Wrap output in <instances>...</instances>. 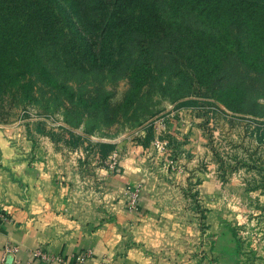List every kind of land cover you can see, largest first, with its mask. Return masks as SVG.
<instances>
[{"label":"trees","instance_id":"1","mask_svg":"<svg viewBox=\"0 0 264 264\" xmlns=\"http://www.w3.org/2000/svg\"><path fill=\"white\" fill-rule=\"evenodd\" d=\"M173 1L204 25L165 18L158 0H0V103L11 98L38 104L45 115L60 111L87 136L118 123L119 114L126 122L152 116L145 87L147 96L168 91L178 108L197 106L196 95L179 85L187 77L229 111L259 118L258 131L264 0ZM120 72L129 87L115 106L95 78ZM72 137L76 147L81 136ZM153 138L148 128L143 145ZM98 146L101 155L112 148Z\"/></svg>","mask_w":264,"mask_h":264},{"label":"rangeland","instance_id":"2","mask_svg":"<svg viewBox=\"0 0 264 264\" xmlns=\"http://www.w3.org/2000/svg\"><path fill=\"white\" fill-rule=\"evenodd\" d=\"M158 2L165 18L193 26L202 23L186 4L177 5L173 0ZM209 27L216 29L212 24ZM95 80L112 95V105L122 102L129 87L122 72L99 74ZM176 81L171 84L175 86ZM190 81L185 77L179 85L186 88L185 94L196 95L188 97L197 101V106L178 108L168 91L157 90L147 96L149 90L145 87L144 103L151 107L152 116L143 122H126L119 114L118 123L87 136L81 128H69L60 111L45 115L38 104L14 105L11 98H6L0 103V129L15 151L18 164L23 161L34 173L45 169L46 161L35 155L34 147L53 144L59 161L55 178L63 188V195H98L100 191L106 195L112 187V179L124 180L121 176L126 170L123 156L131 149H139L133 152L139 159L133 168L139 170H135L137 175L142 173V168L146 169L147 174L143 175L146 180L142 181L139 176L135 182L127 180L124 185L120 182L122 194L130 195L137 187L139 195L141 186L146 195H171L175 208L185 213L183 218L195 223L200 231V247L196 248L195 244L189 264H264V135H261L264 118H260L263 123L256 131L253 120L259 118L229 111L211 98L206 86L192 81L190 85ZM169 91L172 90L169 88ZM246 99L251 97L246 96ZM256 101L264 106L262 97ZM180 110L192 120L194 130L189 128L183 132L185 126L174 119V114ZM160 122L164 127L171 122L173 128L165 130ZM148 128L153 137L161 134L160 137L168 141V151L162 153L153 149L151 142L146 145L152 148L153 165L142 162L140 150V146L146 148L143 140ZM36 130L39 135L35 134ZM77 135L81 139L73 147L72 136ZM192 140L193 150L185 147ZM99 142L109 143L112 148L101 155ZM167 153L171 154L175 166L187 172L186 184H173L161 177L162 162L169 158ZM186 162L189 169L185 168ZM0 170L11 182L21 181V176L10 167L0 166Z\"/></svg>","mask_w":264,"mask_h":264},{"label":"crops","instance_id":"3","mask_svg":"<svg viewBox=\"0 0 264 264\" xmlns=\"http://www.w3.org/2000/svg\"><path fill=\"white\" fill-rule=\"evenodd\" d=\"M174 119L185 126L183 132L194 130L192 120L182 110L176 111ZM166 127L170 131L172 123L165 130ZM35 134L39 132L36 130ZM3 137L0 129V166L15 170L21 181L11 182L0 170V213L6 217L0 218V264H10L9 260L1 262V249L8 242L18 245V258L31 264H52L34 259L31 250L35 248L58 255L67 264L191 262L189 257L195 244L200 247V231L195 223L183 218L185 213L175 208L171 195H146L140 186L136 208H131L129 195L122 194L125 181L135 182L139 176L146 180L143 178L146 169L142 168L137 175L138 169L133 168L139 163L133 152L139 149H131L123 156L124 180L112 179L106 195L102 191L98 195H63V188L55 178L59 161L52 143L34 147L35 155L46 160L45 169L34 173L23 161L18 164L15 151ZM187 144L185 147L193 150V140ZM140 147L142 162L153 165L151 146ZM162 168L161 177L167 182L186 184V171L172 170L165 161ZM185 168L189 169L187 162ZM85 250H91L92 254L80 263L77 256Z\"/></svg>","mask_w":264,"mask_h":264},{"label":"built area","instance_id":"4","mask_svg":"<svg viewBox=\"0 0 264 264\" xmlns=\"http://www.w3.org/2000/svg\"><path fill=\"white\" fill-rule=\"evenodd\" d=\"M161 126L164 128V123L160 122ZM161 135V134H160ZM160 135L154 136V139L151 141L153 149H155L157 152H166L168 151L167 149V144L168 141L166 139H162ZM167 156H169L168 160H166V164L172 168V170L176 171H181V167H177L174 164V161L171 158V154L167 153ZM137 189H135L131 194L129 195V204L131 208H136L137 204V199H138V194H137ZM0 218L6 219L5 215L0 213ZM19 247L18 245L8 242L6 243L2 249H1V262L5 263L7 260L10 261V264H31L30 261H22L18 258L17 253H18ZM91 250H85L79 253L77 256V260L80 263H84L90 256H91ZM31 255L34 259H38L39 261L42 262H49L52 264H67L62 257L58 255H54L52 253H49L47 251H44L40 248H35L31 250Z\"/></svg>","mask_w":264,"mask_h":264}]
</instances>
